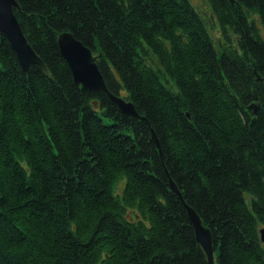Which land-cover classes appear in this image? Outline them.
Masks as SVG:
<instances>
[{
    "label": "trees",
    "instance_id": "16d2710c",
    "mask_svg": "<svg viewBox=\"0 0 264 264\" xmlns=\"http://www.w3.org/2000/svg\"><path fill=\"white\" fill-rule=\"evenodd\" d=\"M206 1L222 50L191 0H17L48 71L0 31V264H209L171 181L216 264H264V0ZM65 31L145 119L75 82Z\"/></svg>",
    "mask_w": 264,
    "mask_h": 264
},
{
    "label": "water",
    "instance_id": "95a60500",
    "mask_svg": "<svg viewBox=\"0 0 264 264\" xmlns=\"http://www.w3.org/2000/svg\"><path fill=\"white\" fill-rule=\"evenodd\" d=\"M16 9H19L17 0H0V31L3 32L10 41L12 48L16 52L25 71H28L30 66L34 64H37L45 71H48L46 64L35 52L25 36L16 15ZM58 44L62 55L72 69L75 82L78 85H81L86 89L106 92L123 113L145 119V117L139 115L133 101L128 100L127 98H122V96L115 95L109 91L105 78L97 65L96 57L89 46L76 38L71 31L61 33L58 37ZM250 108L254 109L255 113L258 111L256 104L250 105ZM152 133L154 140L159 146V140L154 130H152ZM171 187L179 197L182 198V201L185 204L189 218L194 225L197 239L205 249L209 264H216L213 237L210 228L203 224L197 211L183 200L178 187L173 181H171ZM261 233L264 240V228L261 229Z\"/></svg>",
    "mask_w": 264,
    "mask_h": 264
},
{
    "label": "rangeland",
    "instance_id": "374dc122",
    "mask_svg": "<svg viewBox=\"0 0 264 264\" xmlns=\"http://www.w3.org/2000/svg\"><path fill=\"white\" fill-rule=\"evenodd\" d=\"M191 2H193L195 7H197V10L204 17L207 23L208 29L210 31V34L212 35L214 39V42L222 50L223 42H222V32L220 30L221 29L220 24L216 20L210 5L207 3L206 0H191ZM250 16H252V18L254 17L257 18L258 14L255 11H250ZM256 20L259 21L258 18ZM122 186H123V183L120 184V188Z\"/></svg>",
    "mask_w": 264,
    "mask_h": 264
},
{
    "label": "bare ground",
    "instance_id": "6f19581e",
    "mask_svg": "<svg viewBox=\"0 0 264 264\" xmlns=\"http://www.w3.org/2000/svg\"><path fill=\"white\" fill-rule=\"evenodd\" d=\"M231 2H235V0H231ZM257 18H258V16H257ZM259 19V18H258ZM221 30V29H220ZM106 82V81H105ZM120 96H122V98H125V96L124 95H122V94H119ZM122 112V111H121Z\"/></svg>",
    "mask_w": 264,
    "mask_h": 264
}]
</instances>
